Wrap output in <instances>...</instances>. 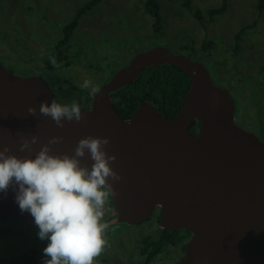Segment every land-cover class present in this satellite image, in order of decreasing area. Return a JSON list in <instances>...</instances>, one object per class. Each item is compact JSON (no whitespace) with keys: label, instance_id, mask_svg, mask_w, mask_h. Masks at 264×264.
Instances as JSON below:
<instances>
[{"label":"water","instance_id":"1","mask_svg":"<svg viewBox=\"0 0 264 264\" xmlns=\"http://www.w3.org/2000/svg\"><path fill=\"white\" fill-rule=\"evenodd\" d=\"M165 64L191 79L179 112L169 117L144 102L122 118L111 94L146 68ZM214 80L203 62L157 45L104 83L80 122L65 120L59 128L39 113L42 101L55 100L43 76L17 75L0 63V150L34 159L52 137L62 136L51 153L72 155L81 138H109L105 150L115 155L110 165L122 179L109 180L117 195L110 197L115 215L105 221L108 227L138 225L159 213L161 229L191 234L178 264H264V140L236 122L234 95ZM32 136L37 142L21 151ZM92 163L87 153L81 158L82 166ZM0 218L34 220L20 211L12 187L0 192Z\"/></svg>","mask_w":264,"mask_h":264},{"label":"rangeland","instance_id":"2","mask_svg":"<svg viewBox=\"0 0 264 264\" xmlns=\"http://www.w3.org/2000/svg\"><path fill=\"white\" fill-rule=\"evenodd\" d=\"M90 1L0 0V63L17 75H25L33 71V67L44 69L46 61L54 68L63 66L57 70L56 76L59 80L75 78L77 97L86 100L91 89L82 87L85 80L99 88L111 79L113 70L127 65L135 54L154 47L152 44L157 41L173 51L192 46L203 56H208L202 45L211 40L213 49L207 57V65L216 83L226 86L237 82L234 98L240 112L238 117L251 127H247L248 130L264 139V11L258 9L257 0H161V31L158 34L154 20L145 11L144 0H102L96 8L77 16V10ZM224 2L226 10L210 16L209 10L220 9ZM76 16L79 19L75 35L66 46L67 50L62 48L70 58L59 61L57 46L63 37V26ZM244 27V33L237 38ZM53 74L54 70H44V80L50 83ZM58 99L65 104L74 100ZM105 208L104 221L115 215L110 199ZM18 225L12 227L21 229ZM30 226L31 234L24 244L18 237L0 239V250L11 248L17 251L9 258L0 254V261L3 257L11 260L6 264H33L31 260L17 259L25 256L27 251L30 254L32 249L36 252L35 246H38L37 264H43L47 241L38 237L39 229L34 221ZM158 227L159 218L155 217L138 227L115 226L111 229L114 237L104 249L111 250V254L115 251L116 254L141 251L146 243L156 242V234L158 240L161 238ZM173 236L177 237V234ZM175 248V245L167 248L164 245L158 257L166 259L170 254H181L174 253ZM109 256L100 253L106 264H109ZM121 258L124 261L118 264H140L144 259L141 254H124ZM153 264L165 262L154 259Z\"/></svg>","mask_w":264,"mask_h":264},{"label":"clouds","instance_id":"3","mask_svg":"<svg viewBox=\"0 0 264 264\" xmlns=\"http://www.w3.org/2000/svg\"><path fill=\"white\" fill-rule=\"evenodd\" d=\"M82 87L91 89V94L99 91L89 80ZM27 111L36 115L37 109ZM39 113L51 117L59 128L65 120L83 119L75 100L70 104L42 101ZM37 140L36 136L31 141L24 139L20 150L30 149ZM62 140V136L52 137L34 159L10 155L7 147L0 150V192L6 195L12 187L20 211L34 218L38 237L47 241L43 264H93L106 245L105 205L117 195L109 180L118 182L122 177L110 165L116 157L105 150L109 138L89 135L78 141L72 155L52 154L49 146ZM86 153L93 161L90 168L81 164ZM35 247L28 259L33 264H37Z\"/></svg>","mask_w":264,"mask_h":264},{"label":"trees","instance_id":"4","mask_svg":"<svg viewBox=\"0 0 264 264\" xmlns=\"http://www.w3.org/2000/svg\"><path fill=\"white\" fill-rule=\"evenodd\" d=\"M161 0H144V6H145V11L147 14L150 15V17L154 20V28L156 33L158 34L161 31L160 23H161ZM102 0H91L89 3H87L85 6L80 7L77 10V16L85 15L87 12L90 10L96 8ZM257 7L260 11H264V0H257ZM189 5V4H188ZM227 8L226 2H224L223 6L220 9H210L209 13L210 16H214L215 14H220L224 12ZM74 18L71 22L63 26L62 32H63V37L59 41L57 46V54H58V59L59 61L63 60V58L69 59L70 55H65L67 51H63V49H66V46H69V42L71 38L75 35V30L78 24V17ZM198 17H200L198 15ZM244 27L239 33L237 38L244 33ZM158 44V41L153 43L152 45L155 46ZM213 49V45L211 42H205L202 45V50L208 54L207 57H209V54H211V50ZM67 50V49H66ZM185 49L182 48V51ZM194 51H198L193 49ZM50 62L46 61V65L44 66V69H40L39 67H33V71L30 74H40L43 75L44 70H54V73L57 74V70H61L63 66L54 68L49 65ZM67 64V63H66ZM64 63V65H66ZM70 64V63H69ZM36 72V73H35ZM29 73V72H28ZM30 74H25L30 75ZM57 77V76H56ZM59 87L56 88V83L51 81L46 82L48 86L50 87L52 93L54 94V97L57 98L59 95H62L65 100L68 99H74L78 103H82L85 100V97H77V91L78 87L70 82L68 78L59 80L57 77ZM64 81L67 83H70V86L72 88L69 89V93H65L63 89V84ZM190 85V79L185 72L184 69L180 68L177 65H163V66H152L146 68V70L143 71V75L141 78L135 80L131 84H129L127 87L121 89L120 95H121V101H118V105L128 113V115H131L134 110L140 105L141 102L143 101H150L152 98L156 102V106L161 109L163 112H165L164 115H176L179 112L183 94L188 90ZM228 88L231 89L233 95L236 94V89L234 88L235 86H238L237 82L233 84V82L229 83ZM131 88V89H129ZM239 88V87H238ZM242 89V88H241ZM247 89V88H246ZM59 94V95H58ZM68 94V95H65ZM65 95V97H64ZM124 104V106H122ZM83 105V104H82ZM81 105V107H82ZM80 107V108H81ZM82 110V109H81ZM240 112H238L239 115ZM251 128L248 125H246V128ZM256 133V132H255ZM257 134V133H256ZM259 136V135H258ZM261 137V136H260ZM112 203V202H111ZM34 220H14V221H9V220H3L0 218V239L6 240L10 239V237H18V239L21 241L22 244H24L25 239L31 234V226L30 223ZM19 224L22 228H13V225ZM121 225V226H120ZM139 225V224H138ZM116 225L109 226L110 227H115ZM129 226V225H128ZM119 227H124L122 224H118ZM164 234L166 235L165 240L163 239V242H154L153 244L151 243H146L145 247L142 249L144 252L147 253L148 255V263H150L156 256L162 251V245H167L169 242L172 245H176L175 239L177 238L176 236H173L174 233L167 232L166 230H163ZM150 242V241H146ZM108 243V240L106 241V244ZM25 245H27L25 243ZM17 251L13 250L11 248H5L0 250V254L7 255L9 258L10 254H16ZM34 254V251L30 250L24 254L25 256L19 257L17 261L24 260V261H29L28 259ZM2 260L0 261V264H6L7 262L11 261L6 258H1ZM19 264V263H17Z\"/></svg>","mask_w":264,"mask_h":264},{"label":"flooded vegetation","instance_id":"5","mask_svg":"<svg viewBox=\"0 0 264 264\" xmlns=\"http://www.w3.org/2000/svg\"><path fill=\"white\" fill-rule=\"evenodd\" d=\"M209 42H211V44L213 45V41H209ZM157 45H164V44H162V43H158ZM156 45V46H157ZM164 46H166V45H164ZM166 47H168V46H166ZM182 48H184L185 50L184 51H182ZM170 49V48H169ZM170 52H172V53H176V54H185V55H187L188 57H190V58H192V59H195V60H197V61H201V62H203L207 67H208V69H209V71H210V73H211V75H212V77H213V74H212V72H211V70H210V68H209V66L207 65L208 64V62H207V60H208V58H207V56H203V54H201V52L200 51H194L193 50V48H192V46H189V47H186V46H184V47H180L178 50H175V51H173V50H171L170 49ZM138 54V53H137ZM136 55V54H135ZM67 65V64H66ZM165 65H168V64H165ZM67 66H71V64H68ZM66 66V67H67ZM163 66V65H162ZM119 69H115V70H113L112 71V75L111 76H113L117 71H118ZM146 70V69H145ZM32 72H34V71H31V73ZM71 72V71H70ZM36 73V72H35ZM25 74H30V72L29 73H25ZM38 74V73H37ZM142 75H143V73H142ZM141 75V76H142ZM188 75V74H187ZM43 76V75H42ZM141 76H140V78H141ZM67 77V76H66ZM189 77V76H188ZM68 78V77H67ZM214 78V77H213ZM68 79H70L69 81L70 82H72V83H74L75 84V78H68ZM189 79H190V77H189ZM110 80V79H109ZM108 80V81H109ZM52 81L53 82H55L56 83V88H58L59 87V83H58V80H57V77H56V73H54L53 74V79H52ZM108 81H105V82H103V84L104 83H106V82H108ZM215 81V80H214ZM216 83V82H215ZM103 84H101L100 86H99V90H100V88L102 87V85ZM217 84V83H216ZM128 86V85H127ZM126 86V87H127ZM190 86H191V79H190V85H189V88H188V90L190 89ZM70 88H72L71 86H70V83H67L66 81H64V84H63V89H64V91H65V93H69V89ZM123 88H125V87H123ZM123 88H121V89H123ZM121 89L120 90H118V91H116V92H113L112 94H111V100H112V104H113V106H114V108L118 111V113H119V115L122 117V118H124V119H129L133 114H134V112L136 111V109L142 104V103H144V102H150V103H152L155 107H157L155 104H156V102H154L155 100L152 98V100H150V101H143V102H141L140 103V105L134 110V112L131 114V115H128V113L127 112H125L119 105H118V101H121V95H120V91H121ZM230 89V88H229ZM187 90V91H188ZM186 91V92H187ZM230 91H231V89H230ZM186 92L183 94V97H184V95L186 94ZM231 93H232V91H231ZM233 94V93H232ZM54 95V94H53ZM59 95V94H58ZM93 96H94V94H91L89 97H87V99L86 100H84V103H83V105H82V107H81V103H78L79 104V106L81 107L80 109H82L81 111H83V110H85V109H87L89 106H90V104H91V101H92V98H93ZM59 97H63L62 95H59ZM59 97H57V98H55V100L58 102V103H60V104H65V101H63V100H59L58 98ZM183 99V98H182ZM182 103V102H181ZM158 108V107H157ZM159 109V108H158ZM160 110V112H161V114L162 115H164L165 114V112H163L161 109H159ZM166 116H169V117H171V115L169 114V115H166ZM173 116V115H172ZM239 115H238V111H236V122L238 123V124H240V125H242L244 128H246V125L247 124H243L242 123V121L240 120V118L238 117ZM247 129V128H246ZM260 137V136H259ZM261 138V137H260ZM262 140H264L263 138H261ZM110 199V198H109ZM110 201H111V199H110ZM112 204V203H111ZM153 217H155V218H159V229L161 230V235H160V239L158 240V238H159V235H157L156 234V236H154V237H156V238H154V239H156L155 241L156 242H163V239L165 240V238H166V235L164 234V232H163V229H161V227H160V214L159 213H156V214H154L153 215ZM152 217V218H153ZM151 218V219H152ZM108 219H110V218H107V219H105V220H108ZM150 219V220H151ZM150 220H148V221H146V222H143V223H141V224H139V225H135L136 227H138V226H140V225H143V224H147V223H149V221ZM105 222V221H104ZM122 226H126V227H128V225H126V224H122ZM116 227H118V225H116ZM132 227H134V226H132ZM114 227H110V228H108L107 229V231H106V233H105V240L107 241L108 240V242L110 241V239L112 238V237H114V235H113V233H112V231H111V229H113ZM168 232V231H167ZM170 233H174V234H177V238L175 239V241L177 242L176 243V245H175V247H177V248H175L176 249V251H174L173 250V252L174 253H181V254H170L169 256H167L166 257V259H164L165 257L164 256H161V257H158V254L156 255V256H154L155 258L154 259H156V260H161L162 259V261H164L165 262V264H171V263H175V264H178L182 259H183V257H184V254H185V252H186V244H187V242L189 241V239L191 238V234H190V232H188V231H186V230H178V231H174V232H170ZM167 239V238H166ZM165 245V244H164ZM164 245H163V247H164ZM171 246L172 244H170L169 242L167 243V245H166V248H167V246ZM102 253H103V255L105 256V255H107V254H110L111 256H109L108 257V263L110 264V262L113 264H118V262H121V263H123V258H121L120 259V256H122V255H124V254H141V256L142 257H144V259L143 260H141L140 261V264H153V262H154V259L150 262V263H148V255H147V253L146 252H144L143 250H141V251H128V252H125V251H122V253H124V254H116V251H115V254H111V250H109V251H107V250H105V249H103L102 250ZM161 253V252H160ZM183 253V254H182ZM94 260L98 263V264H106L105 263V261L103 260V259H101L100 258V255L99 256H97V257H95L94 258ZM166 261H169V263H166Z\"/></svg>","mask_w":264,"mask_h":264},{"label":"bare ground","instance_id":"6","mask_svg":"<svg viewBox=\"0 0 264 264\" xmlns=\"http://www.w3.org/2000/svg\"><path fill=\"white\" fill-rule=\"evenodd\" d=\"M120 90V89H119Z\"/></svg>","mask_w":264,"mask_h":264}]
</instances>
